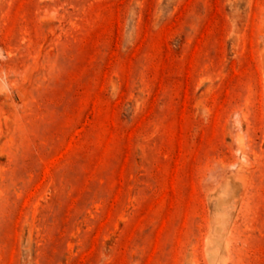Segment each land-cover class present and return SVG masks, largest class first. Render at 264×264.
<instances>
[{"label": "rangeland", "instance_id": "1", "mask_svg": "<svg viewBox=\"0 0 264 264\" xmlns=\"http://www.w3.org/2000/svg\"><path fill=\"white\" fill-rule=\"evenodd\" d=\"M0 264H264V0H0Z\"/></svg>", "mask_w": 264, "mask_h": 264}]
</instances>
